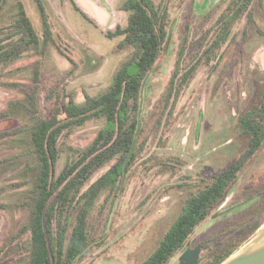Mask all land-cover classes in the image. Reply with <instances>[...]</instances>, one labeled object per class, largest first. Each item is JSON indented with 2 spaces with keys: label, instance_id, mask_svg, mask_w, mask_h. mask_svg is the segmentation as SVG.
<instances>
[{
  "label": "trees",
  "instance_id": "obj_1",
  "mask_svg": "<svg viewBox=\"0 0 264 264\" xmlns=\"http://www.w3.org/2000/svg\"><path fill=\"white\" fill-rule=\"evenodd\" d=\"M35 1L43 18L42 31L31 22L22 0H0V77L20 59L34 57L28 65L10 72L13 76L15 71L28 67V83L19 78H0V85L20 93L0 111V125L21 120L19 126L0 129V143L24 137L23 151L0 157V176L6 168L21 169V179L13 186L22 187L25 192L16 203H0V209L14 206L26 213V221L0 247V264L15 257L26 264H77L91 249L107 244L116 204L133 169L158 167L161 172L176 174L181 168L178 158L149 152V143L156 139L160 146L166 141L165 117L172 114L202 69L210 71L209 78L220 76L227 67L228 55L235 66L238 60H244L245 46L251 38L264 37L258 23L262 18L264 21V0H221L220 5L203 11L195 8L196 0L191 1L179 28L174 69L156 104L149 110L145 105L133 152L144 82L153 71L152 78L155 77L168 53L167 43L175 22L171 6L178 0H125V24L108 30L106 36L123 37L119 48L129 49L130 58L105 90L94 95L86 93L84 102H77L66 84L48 85L46 113L40 105L44 62L48 47L56 45V35L47 20L43 0ZM71 2L90 20L75 0ZM244 18L247 23L240 34ZM175 27L176 23L173 37ZM132 67L137 71L132 72ZM150 85L151 82L147 90ZM255 86L256 95L238 112L234 123L237 136L244 143L242 150L229 167L203 173L195 184H189L194 189L185 199L181 214L142 264H169L186 245L189 247L179 256L178 264H220L264 222L263 168L254 180L255 187L247 190L250 196L257 195V203L251 205L250 217L237 227L242 231L212 248L191 240L198 227L226 200L244 169L264 151V78ZM91 122H101L103 127L87 146L69 153L68 149L73 148L68 144L71 136ZM64 155L65 163L59 169L58 162ZM150 162L153 164L147 165Z\"/></svg>",
  "mask_w": 264,
  "mask_h": 264
},
{
  "label": "rangeland",
  "instance_id": "obj_2",
  "mask_svg": "<svg viewBox=\"0 0 264 264\" xmlns=\"http://www.w3.org/2000/svg\"><path fill=\"white\" fill-rule=\"evenodd\" d=\"M22 1L31 22L38 31H42L43 18L37 2ZM75 1L90 20L73 6L71 0H43L47 20L56 35V45L48 47L44 62V86L40 103L44 113L47 112L48 85L57 82L66 84V88L74 92L75 100L84 102L86 93L94 95L105 90L113 81L117 70L132 54L129 49L119 48L123 37L106 36L108 30L115 29L118 24H125L126 14L122 10L125 0ZM198 1L204 2L202 6H210L216 0ZM184 6L185 3L181 0L171 6L172 17L176 21L175 35L159 71L151 78L146 110L156 104L168 82L179 48V24L184 18ZM246 23L244 18L239 26L240 34ZM261 26L264 31V24ZM249 33L253 35V30L250 29ZM245 49L244 60H238L235 66L228 55L227 67L222 69L218 77L216 75L209 78L210 71L202 69L182 95L172 114L169 112L165 117L166 141L158 146V141L151 139L149 152L156 151L166 157L173 155L178 158V164L183 170L175 176L169 172H161L158 167L149 170L136 166L131 172L125 192L116 204L113 231L109 234L107 244L91 249L77 264H142L155 251L159 239L181 214L185 199L194 189L189 184H195L202 173H215L231 165L244 146L234 128L236 116L256 95L255 82L264 78V37H252ZM33 59L34 57L20 59L5 69L4 76L0 78H19L28 83L31 72L27 66L19 73L15 71L13 76L10 72L28 65ZM131 70L136 72L137 68L132 67ZM19 96V91L0 85V111L5 109L10 99ZM19 125L21 120L18 119L0 125V129ZM101 127L103 123L91 122L78 129L68 141L73 147L68 152L77 153L87 146ZM18 138L19 140L0 143V157H10L14 152L23 151L24 137ZM65 155L58 162L59 169L65 163ZM150 163L147 165L153 164ZM263 168L264 151L244 169L221 206L198 227L193 238L194 244L204 242L212 248L217 242L225 243L233 234L242 231L237 227L250 217L251 205L257 203V195L250 196L247 190L255 187L254 180ZM20 170L4 169L0 176V203H16L23 199V188L13 186L21 179ZM102 172L103 170L97 175ZM185 175L191 176L190 179H181ZM25 221L26 213L21 208L13 206L0 209V247ZM263 232L264 222L251 239ZM15 258L1 264H26ZM178 263L179 255H176L169 264Z\"/></svg>",
  "mask_w": 264,
  "mask_h": 264
},
{
  "label": "water",
  "instance_id": "obj_3",
  "mask_svg": "<svg viewBox=\"0 0 264 264\" xmlns=\"http://www.w3.org/2000/svg\"><path fill=\"white\" fill-rule=\"evenodd\" d=\"M175 23L176 21L174 22V25ZM174 25L171 28V33H170L168 43H167V49H169L171 45ZM159 69L160 67L157 69V71H159ZM153 74H154V71L151 72L147 76L144 82L143 97H142L141 111H140V122H139V127L137 130V135L134 140L132 152L137 144V140H138L141 128H142L144 109H145L146 99H147V91H148L147 88H148L149 82ZM193 238L194 236H192L191 240H193ZM250 239L246 241L242 246H240L234 253H232L226 259H224L220 264H264V232L258 235L257 237L251 240ZM188 247L189 245H186L185 248H183L178 255L180 256Z\"/></svg>",
  "mask_w": 264,
  "mask_h": 264
},
{
  "label": "flooded vegetation",
  "instance_id": "obj_4",
  "mask_svg": "<svg viewBox=\"0 0 264 264\" xmlns=\"http://www.w3.org/2000/svg\"><path fill=\"white\" fill-rule=\"evenodd\" d=\"M191 1L192 0H183V2L185 3V6H184V10L183 11H185L186 10V8L187 7H189L190 6V3H191ZM208 1V0H207ZM211 0H209V2H210ZM220 2H221V0H216L215 1V3L214 4H210V6H209V4H207V5H204V6H202V4L204 3L203 1L202 2H199L198 0H196L195 1V3H194V5H195V8L196 9H198L199 11L201 10V11H203V10H205V9H207V8H210V7H214V6H218V5H220ZM173 20H175L174 18H173ZM174 22V21H173ZM259 23V25H262V24H264V21H263V18H262V20L261 21H259L258 22ZM182 24V21H181V23L179 24V28H180V25ZM175 35V34H174ZM174 38V37H173ZM173 41V40H172ZM177 53H178V51H177ZM176 59H177V54H176V56H175V59H174V63H173V66H172V70H171V72H170V76H171V73H172V71H173V69H174V66H175V62H176ZM170 76H169V78H170ZM169 80V79H168ZM238 115V114H237ZM173 156V155H172ZM170 163H173L174 164V162L173 161H171ZM178 165V164H177ZM175 167H176V164H175ZM181 168H177V173L176 174H174L175 176L176 175H178L182 170H183V167L182 166H180ZM108 168V167H107ZM103 170V172L106 170V168H104V169H102ZM102 172V173H103ZM132 172V171H131ZM164 173H167V172H164ZM131 174V173H130ZM203 174V173H202ZM190 177L191 176H188V175H185V176H183V178H181V179H190ZM127 180H125V184L127 183L126 182ZM126 188H127V186H126ZM126 188L122 191V193H121V195H120V198L122 197V195H123V193L125 192V190H126Z\"/></svg>",
  "mask_w": 264,
  "mask_h": 264
}]
</instances>
